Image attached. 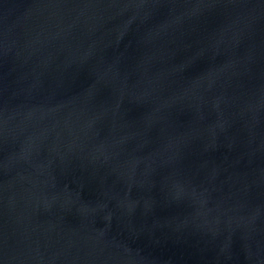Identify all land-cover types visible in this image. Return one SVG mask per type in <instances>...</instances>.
Masks as SVG:
<instances>
[{"label": "water", "instance_id": "water-1", "mask_svg": "<svg viewBox=\"0 0 264 264\" xmlns=\"http://www.w3.org/2000/svg\"><path fill=\"white\" fill-rule=\"evenodd\" d=\"M0 264H264V0H0Z\"/></svg>", "mask_w": 264, "mask_h": 264}]
</instances>
